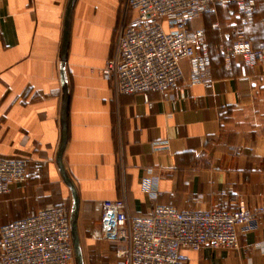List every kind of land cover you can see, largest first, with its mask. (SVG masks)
I'll use <instances>...</instances> for the list:
<instances>
[{
    "label": "crops",
    "instance_id": "crops-1",
    "mask_svg": "<svg viewBox=\"0 0 264 264\" xmlns=\"http://www.w3.org/2000/svg\"><path fill=\"white\" fill-rule=\"evenodd\" d=\"M68 1L0 0V158L27 164L26 180L0 195V228L48 204L72 205L58 164ZM235 1L189 23L205 33L213 87L188 89L183 80L177 93L150 92L146 101L116 95L101 75L119 27L131 19L125 0H75L61 159L79 195L83 264H122L117 252L124 245L101 238L105 201L124 199L136 216L154 205L205 211L237 199L264 208V66L247 67L239 58L228 66L218 50L238 39ZM254 1L255 23L243 33L256 47L264 41V0ZM183 68L188 76L187 63ZM237 232L238 249L185 251L183 264H264V214Z\"/></svg>",
    "mask_w": 264,
    "mask_h": 264
},
{
    "label": "built area",
    "instance_id": "built-area-1",
    "mask_svg": "<svg viewBox=\"0 0 264 264\" xmlns=\"http://www.w3.org/2000/svg\"><path fill=\"white\" fill-rule=\"evenodd\" d=\"M229 0H125L131 19L117 32L113 57L101 71L116 95L178 92L179 83L191 89L213 87L209 46L202 30L189 23L213 12ZM238 39L221 45L219 53L230 66L239 58L247 67L264 66V41L256 47L243 30L255 23L256 2L237 0ZM183 63L188 65L186 76ZM27 164L0 158V195L26 180ZM153 192V200L158 196ZM225 195V193H223ZM101 238L123 244L117 252L122 264H183L185 251L238 249V227L264 214L235 200L213 210L180 211L154 205L150 213L132 215L124 199L102 203ZM74 249L70 215L65 207L48 204L34 216L11 221L0 228V264H72Z\"/></svg>",
    "mask_w": 264,
    "mask_h": 264
},
{
    "label": "water",
    "instance_id": "water-1",
    "mask_svg": "<svg viewBox=\"0 0 264 264\" xmlns=\"http://www.w3.org/2000/svg\"><path fill=\"white\" fill-rule=\"evenodd\" d=\"M75 0H69L66 13H65V23H64V34H63V46H62V55H61V64H60V74L63 86V107H62V143L59 150V157H58V164L59 169L61 171L62 177L69 187L71 194H72V205L70 210V227L72 233V244L74 249V257L76 264H83V257L81 246L78 237L77 231V221L79 216V207H80V200L79 195L75 186L73 185L72 181L69 179L63 164H62V154L65 149L67 138H68V131H67V111H68V99H69V86L67 81L66 75V61H67V54H68V40H69V30H70V21H71V14L73 10Z\"/></svg>",
    "mask_w": 264,
    "mask_h": 264
},
{
    "label": "trees",
    "instance_id": "trees-1",
    "mask_svg": "<svg viewBox=\"0 0 264 264\" xmlns=\"http://www.w3.org/2000/svg\"><path fill=\"white\" fill-rule=\"evenodd\" d=\"M58 206V205H57ZM59 206H61V205H59ZM62 207H65L66 209H67V211H68V213H69V215H70V207H66V206H62ZM74 262V261H73Z\"/></svg>",
    "mask_w": 264,
    "mask_h": 264
}]
</instances>
